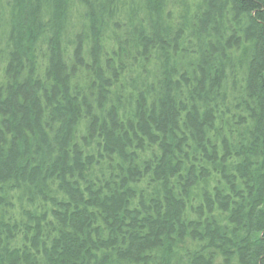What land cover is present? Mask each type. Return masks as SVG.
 Masks as SVG:
<instances>
[{"label": "trees", "instance_id": "obj_1", "mask_svg": "<svg viewBox=\"0 0 264 264\" xmlns=\"http://www.w3.org/2000/svg\"><path fill=\"white\" fill-rule=\"evenodd\" d=\"M0 264H264V0H0Z\"/></svg>", "mask_w": 264, "mask_h": 264}]
</instances>
